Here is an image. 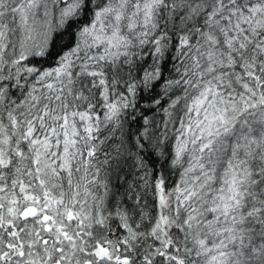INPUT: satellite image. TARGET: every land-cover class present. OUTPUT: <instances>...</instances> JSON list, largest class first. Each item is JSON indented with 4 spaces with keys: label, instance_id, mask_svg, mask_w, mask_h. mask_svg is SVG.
<instances>
[{
    "label": "snow or ice",
    "instance_id": "1",
    "mask_svg": "<svg viewBox=\"0 0 264 264\" xmlns=\"http://www.w3.org/2000/svg\"><path fill=\"white\" fill-rule=\"evenodd\" d=\"M0 264H264V0H0Z\"/></svg>",
    "mask_w": 264,
    "mask_h": 264
},
{
    "label": "trees",
    "instance_id": "2",
    "mask_svg": "<svg viewBox=\"0 0 264 264\" xmlns=\"http://www.w3.org/2000/svg\"><path fill=\"white\" fill-rule=\"evenodd\" d=\"M135 127V126H134ZM174 179H178V176H174Z\"/></svg>",
    "mask_w": 264,
    "mask_h": 264
}]
</instances>
